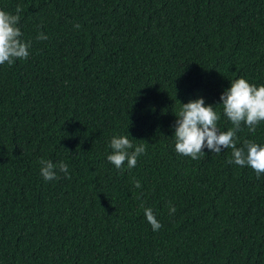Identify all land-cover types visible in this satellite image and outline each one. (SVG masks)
Here are the masks:
<instances>
[{
    "label": "trees",
    "instance_id": "1",
    "mask_svg": "<svg viewBox=\"0 0 264 264\" xmlns=\"http://www.w3.org/2000/svg\"><path fill=\"white\" fill-rule=\"evenodd\" d=\"M17 5L31 47L0 65V264H264V174L173 137L181 103L264 84V0H0ZM113 136L145 144L134 168L108 162ZM245 140L264 145V122Z\"/></svg>",
    "mask_w": 264,
    "mask_h": 264
},
{
    "label": "clouds",
    "instance_id": "2",
    "mask_svg": "<svg viewBox=\"0 0 264 264\" xmlns=\"http://www.w3.org/2000/svg\"><path fill=\"white\" fill-rule=\"evenodd\" d=\"M21 13L20 5H17L15 14L0 10V65L11 66L16 60H26L30 55L31 41L22 39L23 34L18 27ZM74 27L79 28L80 25ZM46 39L48 37L43 33L37 36V40ZM220 101L218 105L222 107V115L231 123L226 131L218 128L221 119V114L215 110L218 105L205 106L203 98L181 103L179 111L174 114L175 152L199 160L205 154V148L215 154H220L222 149H231V158L226 163L250 167L259 178L264 174V145L245 140L238 147L237 133L243 125L254 134L257 126L264 122V84L257 86L245 78L232 80L230 87L221 94ZM108 147L112 152L107 155V160L118 170L123 169L125 162L129 170L134 168L138 157L146 152L145 144L134 146L128 136H113ZM39 163L40 175L45 181L59 179L58 173L71 179L69 166L63 161L54 164L51 160L41 159ZM134 186L140 188L141 184L137 180ZM175 211V207L170 205L169 213L174 214ZM144 216L152 230L159 231L162 225L151 208H144Z\"/></svg>",
    "mask_w": 264,
    "mask_h": 264
}]
</instances>
